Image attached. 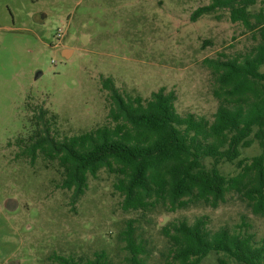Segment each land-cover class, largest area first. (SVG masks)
<instances>
[{
	"label": "rangeland",
	"instance_id": "1",
	"mask_svg": "<svg viewBox=\"0 0 264 264\" xmlns=\"http://www.w3.org/2000/svg\"><path fill=\"white\" fill-rule=\"evenodd\" d=\"M211 2L0 0V264H60L57 257L85 263L100 255L106 264H128L129 220L137 221L138 241L149 251L146 264L169 261L161 229L174 221L204 218L213 232L228 229L261 240L264 217L234 194L217 209L125 212L117 175L103 169L90 176L76 201L62 188L57 161L42 155L33 161L24 153L41 108L55 118L51 130L61 139L109 124L114 104L104 88L107 78L123 94L144 100L161 88L175 91L178 114L213 122L219 103L203 61L220 53L236 57L254 39L228 10L193 21L194 12ZM252 10L264 12V0ZM59 29L66 35L55 47ZM59 48L66 49L63 55ZM260 153L255 141L243 157ZM221 169L227 176L238 172L228 163ZM218 258L212 254L203 264H218Z\"/></svg>",
	"mask_w": 264,
	"mask_h": 264
},
{
	"label": "trees",
	"instance_id": "2",
	"mask_svg": "<svg viewBox=\"0 0 264 264\" xmlns=\"http://www.w3.org/2000/svg\"><path fill=\"white\" fill-rule=\"evenodd\" d=\"M257 0H212L198 8L192 20L228 10L233 23L253 34L254 44L236 57L220 53L203 61L214 81L218 109L213 122L194 114H178L175 91L166 88L150 99L123 94L112 78L104 80L114 104L111 122L80 135L59 138L52 133L42 108L30 144L24 151L33 161L42 155L62 169V188L79 200L106 169L118 177L125 212L143 215L206 206L217 209L234 194L256 216L264 217V12H253ZM257 141L261 149L251 160L243 150ZM237 173L227 176L223 164ZM136 220H129L124 242L128 264H146L150 254L138 241ZM168 243L167 264H203L212 254L218 264H264V236L208 228L204 218L194 223L170 222L161 229ZM60 264H106L103 256L85 263L57 257Z\"/></svg>",
	"mask_w": 264,
	"mask_h": 264
},
{
	"label": "built area",
	"instance_id": "3",
	"mask_svg": "<svg viewBox=\"0 0 264 264\" xmlns=\"http://www.w3.org/2000/svg\"><path fill=\"white\" fill-rule=\"evenodd\" d=\"M65 35H66L65 30H63V29L58 30V32L56 34L57 43L55 44V47H61Z\"/></svg>",
	"mask_w": 264,
	"mask_h": 264
},
{
	"label": "crops",
	"instance_id": "4",
	"mask_svg": "<svg viewBox=\"0 0 264 264\" xmlns=\"http://www.w3.org/2000/svg\"><path fill=\"white\" fill-rule=\"evenodd\" d=\"M60 49V52L62 53V55L64 54V52L66 51V49L64 48H59Z\"/></svg>",
	"mask_w": 264,
	"mask_h": 264
}]
</instances>
